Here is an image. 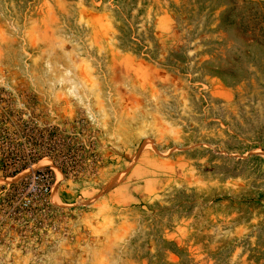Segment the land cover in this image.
Masks as SVG:
<instances>
[{
  "label": "rangeland",
  "instance_id": "rangeland-1",
  "mask_svg": "<svg viewBox=\"0 0 264 264\" xmlns=\"http://www.w3.org/2000/svg\"><path fill=\"white\" fill-rule=\"evenodd\" d=\"M0 117L95 155L0 264H264V0H0Z\"/></svg>",
  "mask_w": 264,
  "mask_h": 264
},
{
  "label": "trees",
  "instance_id": "trees-1",
  "mask_svg": "<svg viewBox=\"0 0 264 264\" xmlns=\"http://www.w3.org/2000/svg\"><path fill=\"white\" fill-rule=\"evenodd\" d=\"M44 158L63 176L77 177L93 172L95 164V155L59 133L55 127L39 128L30 120L15 124L0 117L1 178H13ZM52 182L53 173L49 166L35 170L30 176L8 186L0 196V208L5 207L8 214L13 215L24 214L18 210L25 208L32 210V215L42 216L41 212L51 208L47 194Z\"/></svg>",
  "mask_w": 264,
  "mask_h": 264
}]
</instances>
